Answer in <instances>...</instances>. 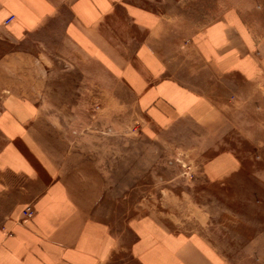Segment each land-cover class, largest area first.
Wrapping results in <instances>:
<instances>
[{
	"label": "crops",
	"instance_id": "0c3cea01",
	"mask_svg": "<svg viewBox=\"0 0 264 264\" xmlns=\"http://www.w3.org/2000/svg\"><path fill=\"white\" fill-rule=\"evenodd\" d=\"M177 25L138 0H0V264H226L202 236L151 217L128 222L126 238L89 217L82 157L66 154L44 112L65 52L161 126L206 121L228 76L264 89V53L238 13L187 36ZM81 97L67 94L58 114L70 116ZM27 207L34 216L23 220Z\"/></svg>",
	"mask_w": 264,
	"mask_h": 264
},
{
	"label": "rangeland",
	"instance_id": "374dc122",
	"mask_svg": "<svg viewBox=\"0 0 264 264\" xmlns=\"http://www.w3.org/2000/svg\"><path fill=\"white\" fill-rule=\"evenodd\" d=\"M138 1L166 14L181 36L236 12L264 53V0ZM66 53L51 63L44 112L66 154L82 157L86 214L124 238L128 222L151 217L173 233L202 236L226 264H264V89L228 76L206 121L161 126ZM69 93H82L80 107L61 116Z\"/></svg>",
	"mask_w": 264,
	"mask_h": 264
},
{
	"label": "built area",
	"instance_id": "2783aa9c",
	"mask_svg": "<svg viewBox=\"0 0 264 264\" xmlns=\"http://www.w3.org/2000/svg\"><path fill=\"white\" fill-rule=\"evenodd\" d=\"M14 19V17H10L7 21H6V24L12 22ZM34 216V211L32 210L31 207H27L24 211V218L29 220L31 219L32 217Z\"/></svg>",
	"mask_w": 264,
	"mask_h": 264
}]
</instances>
